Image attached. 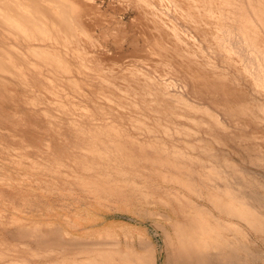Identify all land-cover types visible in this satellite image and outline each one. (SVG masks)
<instances>
[{
  "label": "rangeland",
  "instance_id": "obj_1",
  "mask_svg": "<svg viewBox=\"0 0 264 264\" xmlns=\"http://www.w3.org/2000/svg\"><path fill=\"white\" fill-rule=\"evenodd\" d=\"M239 2L248 16L254 15L253 9L258 10L259 0ZM170 13L169 17L186 31L185 21ZM253 21L261 28L258 20ZM190 33V43L201 42L203 51L218 66L264 101V94L252 90L243 71L233 70L223 61V51L211 50L194 30ZM232 36L230 41L238 45L240 33L234 31ZM239 52L244 54L241 61L251 75L262 83V57L259 53L256 57L250 49ZM195 57L200 59L196 53ZM174 77V89H182L181 79ZM64 79L58 80L57 90L41 77L0 85V264H91L97 251L103 249L110 250L113 262H122L117 250L133 242V248L139 251V237L155 243L157 264H168L157 226L168 223L165 214L170 219L182 218L192 210L185 198L212 208L191 192L186 182L203 194L214 188L222 197L233 190L235 182L245 193L253 189L264 194V164L250 160L259 151L244 146L256 142L264 151V121L246 122L245 131L254 133L250 137L230 138L216 132L214 135L225 143L219 145L213 135L204 132L203 125L187 119L204 115L201 110L184 111L169 96L138 97L129 103L106 100L104 94L119 93V89L103 72H88L75 83ZM191 100L207 105L194 97ZM216 112L228 127L234 126L221 111ZM188 128L197 135L187 137L184 131ZM154 137L159 141L151 144ZM198 137L205 139L203 143H197ZM186 139L194 145H185ZM162 140L172 142L177 150L193 158L177 155L180 152L163 146ZM208 145L236 165L229 166L218 153L210 154ZM211 167L219 172L213 174ZM33 222L43 227L57 225L67 237L84 238V242L45 248L20 236L19 227ZM251 236L264 249V243L252 231ZM112 238L118 244L112 245ZM256 261L264 264V260Z\"/></svg>",
  "mask_w": 264,
  "mask_h": 264
},
{
  "label": "bare ground",
  "instance_id": "obj_2",
  "mask_svg": "<svg viewBox=\"0 0 264 264\" xmlns=\"http://www.w3.org/2000/svg\"><path fill=\"white\" fill-rule=\"evenodd\" d=\"M258 4V10H252L254 15L248 16L239 0H0V85L41 77L57 90L61 78L75 83L88 72H103L119 89V93L104 94V99L129 103L138 97L169 96L184 111L201 110L204 115L187 119L203 125L205 133L225 145L214 134L220 131L230 138L254 134L247 133L245 125L264 121V101L245 90L226 68L218 66L203 51L201 42L190 43L187 37H192L190 32L194 30L208 48L223 51V61L233 70L243 71L252 90L264 94V78L262 83L254 79L241 61L240 55L244 54L239 52L250 49L264 60V0ZM169 13L185 21L186 31ZM253 17L261 28H257ZM234 31L241 36L236 46L229 39ZM174 76L181 79L182 89H174ZM191 97L207 105L200 106ZM216 110L234 126L223 123ZM114 129L120 132V128ZM184 133L187 137L197 135L190 128ZM203 140L198 137L197 143ZM156 141L155 137L150 140L151 144ZM161 142L180 152L177 155L193 158L177 150L172 142ZM184 144L194 145L187 139ZM244 146L259 151L250 157L251 162L264 164V151L256 142ZM207 150L212 155L218 153L229 166L236 165L216 148L208 145ZM211 169L213 174L219 172L217 167ZM185 186L212 208L185 198L192 210L182 218L170 219L165 214L168 223L163 221L157 226L165 244L166 263L259 264L256 259L264 260L262 245L251 236L252 231L264 243V194L253 189L245 193L238 182L224 197L214 188L203 194L187 182ZM19 233L48 249L84 242V238L67 237L57 225L43 227L37 222L19 227ZM117 242L115 239L112 245ZM137 244L139 251L133 248V242L117 250L122 262H113L106 249L98 250L90 262L157 264L155 243L139 237Z\"/></svg>",
  "mask_w": 264,
  "mask_h": 264
}]
</instances>
